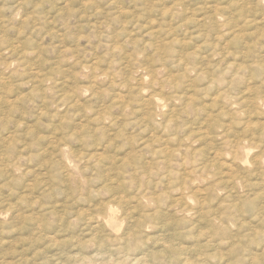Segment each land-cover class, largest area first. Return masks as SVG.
I'll use <instances>...</instances> for the list:
<instances>
[{
    "label": "rangeland",
    "instance_id": "1",
    "mask_svg": "<svg viewBox=\"0 0 264 264\" xmlns=\"http://www.w3.org/2000/svg\"><path fill=\"white\" fill-rule=\"evenodd\" d=\"M263 98L264 0H0V264H264Z\"/></svg>",
    "mask_w": 264,
    "mask_h": 264
},
{
    "label": "bare ground",
    "instance_id": "2",
    "mask_svg": "<svg viewBox=\"0 0 264 264\" xmlns=\"http://www.w3.org/2000/svg\"><path fill=\"white\" fill-rule=\"evenodd\" d=\"M67 4V3H66ZM66 6V5H65ZM221 13V12H220ZM97 15V14H96ZM107 15V14H106ZM217 15V14H216ZM219 15V14H218ZM100 16V15H99ZM105 18V17H104ZM112 18V17H111ZM209 19V18H208ZM217 19V18H216ZM211 22V21H210ZM227 22V21H226ZM212 23V22H211ZM222 23V22H221ZM230 24V23H229ZM219 25V24H218ZM227 25V24H226ZM102 26V25H101ZM222 28V27H221ZM216 33H218V32H216ZM224 33V32H223ZM220 34V33H219ZM14 45V44H13ZM15 50V49H14ZM182 59V58H181ZM184 59V58H183ZM24 61V60H23ZM26 67V66H25ZM25 75V74H24ZM13 76V75H12ZM3 81V80H2ZM82 95V94H81ZM264 99V98H263ZM258 101V100H257ZM156 102V101H155ZM165 104V103H164ZM260 105V104H259ZM166 106V105H165ZM255 106V105H254ZM159 108H161V106L159 107ZM163 108V107H162ZM166 108V107H165ZM250 112V111H249ZM249 114V113H248ZM161 115V114H160ZM163 116V115H162ZM248 116V115H247ZM228 144V143H227ZM187 150V149H186ZM195 150V149H194ZM232 150V149H231ZM175 153V152H174ZM173 152H172V154H174ZM180 154V153H179ZM177 156V155H176ZM260 156V155H259ZM263 158V157H262ZM198 160V159H197ZM171 163V162H170ZM224 164V163H223ZM260 164V163H259ZM196 166V165H195ZM202 167V166H201ZM68 168V167H67ZM198 169V168H197ZM204 169V168H203ZM251 171V170H250ZM193 172V171H192ZM260 172V171H259ZM249 174V173H248ZM260 174V173H259ZM238 175V174H237ZM239 176V175H238ZM249 176V175H248ZM264 177V176H263ZM186 178V177H185ZM185 180V179H184ZM236 181V180H235ZM240 181V180H239ZM187 182V181H186ZM245 182V181H244ZM244 187V186H243ZM185 203V202H184ZM220 215V214H219ZM186 216V215H185ZM183 217V216H182ZM188 218V217H187ZM213 218V217H212ZM92 219V218H91ZM98 221V220H97ZM96 221V222H97ZM86 226V225H85ZM97 229V228H96ZM95 229V230H96ZM88 234V233H87ZM93 234V233H92ZM112 234V233H111ZM96 235V234H95ZM133 238V237H132ZM91 239H94V238H91ZM121 240V239H120ZM170 249V248H169ZM146 262V261H145ZM187 264V263H186Z\"/></svg>",
    "mask_w": 264,
    "mask_h": 264
}]
</instances>
